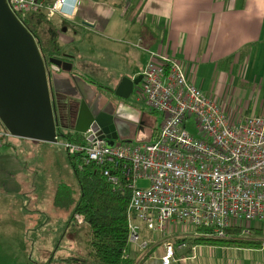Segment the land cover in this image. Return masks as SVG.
Segmentation results:
<instances>
[{"label": "built area", "instance_id": "2783aa9c", "mask_svg": "<svg viewBox=\"0 0 264 264\" xmlns=\"http://www.w3.org/2000/svg\"><path fill=\"white\" fill-rule=\"evenodd\" d=\"M20 17L43 13L72 20L79 0H6ZM134 100L161 116L153 140L116 142L91 131L63 144L65 152L94 166L117 193H128V252L147 253L150 234L169 224L190 226L192 237L229 239L227 230L264 221V117L231 121L220 105L186 77L182 65L164 52H148ZM194 125L199 136L190 134ZM11 137L0 131V146ZM147 182L146 187L138 183ZM81 225L83 217L76 215ZM246 227V228H245ZM185 229V228H184ZM202 230L203 232H196ZM177 236L166 241L160 264L179 262L188 248Z\"/></svg>", "mask_w": 264, "mask_h": 264}, {"label": "crops", "instance_id": "0c3cea01", "mask_svg": "<svg viewBox=\"0 0 264 264\" xmlns=\"http://www.w3.org/2000/svg\"><path fill=\"white\" fill-rule=\"evenodd\" d=\"M126 2L127 9H133L135 16L128 23L130 27L131 23L140 27L142 36L136 34L135 43H129L132 36L126 34L121 41L124 46L118 51L107 49L109 53L120 55L130 50V47L137 48L139 44L142 47L138 50L142 51L146 62L148 52H164L182 65L192 84L213 97L218 104L219 101L224 104L221 98L223 94H231L232 105L237 96L245 101L247 113L264 117V0ZM117 11L109 0H79L73 19L65 21L71 29H62V32L68 31V34L71 32L80 38L89 34L96 36L99 32L113 33L109 21L118 14ZM91 69L84 75L91 79L97 78V71ZM141 74L142 71H132L127 76L133 78ZM113 86H116V82ZM224 109L229 118L236 119L234 113ZM152 132L147 140H151ZM9 143L10 147L0 146V209L6 201L11 204L12 199L18 200L23 196L19 179L25 174L24 161L13 153L17 152L18 140ZM3 209L6 207L3 206ZM256 229L262 230L264 235V225ZM249 238L261 241L262 247L240 249L196 246L193 253L198 259L197 264H264V238L253 236L252 233ZM177 255H180L178 263L182 261V264H188L189 260L195 258H181L184 255L181 253Z\"/></svg>", "mask_w": 264, "mask_h": 264}, {"label": "rangeland", "instance_id": "374dc122", "mask_svg": "<svg viewBox=\"0 0 264 264\" xmlns=\"http://www.w3.org/2000/svg\"><path fill=\"white\" fill-rule=\"evenodd\" d=\"M122 1V7L116 8L118 14L116 13L109 21V28H113V33L99 32L96 36L89 34L86 35L87 37L80 38L74 33L62 32V26L66 23L60 18L51 19L57 26L61 52L68 53L73 57L71 59L73 72L84 75L87 70L92 68L98 74L97 78L92 80L99 85L108 84L110 81L115 83L118 77L128 75L129 72L131 74L132 71L143 72L147 63L142 51L138 50L142 47L139 44L137 48L129 46L130 50L120 55L108 52L109 50L118 51L119 48H122L124 46L121 44L122 38L128 33L129 36H132L129 43H135L136 34L142 36V30L135 23H131L130 27L128 22L135 18L134 11L127 9V0ZM109 2L113 3L114 6L121 3L120 0H109ZM120 13L123 14V18L119 16ZM137 17L136 15V19ZM66 26L68 30L71 29L70 25L67 24ZM115 40L119 42H115ZM143 45L145 46L144 42ZM140 86L141 84L136 90ZM207 96L215 100L210 95ZM221 98L224 104L218 101L223 111L225 107L236 117V119L228 117L231 121H240L241 117L246 116H257L247 113L245 101L240 100L237 96L234 98L233 105L231 104V94H223ZM133 103L151 120V127L144 132L142 139L135 138L131 144L137 143L138 140L148 141L150 132L158 131L161 123L159 114L151 113L142 103H138L134 99ZM194 125L189 124L188 131L192 135L199 136ZM12 139L18 140L19 146L17 152L11 151L15 157L20 156L24 161L25 174L19 179L23 187V196L18 200L12 199L11 204L6 201L3 205L6 209H3L1 205L0 264H95L88 255L91 241L88 231L79 232L78 237H75L76 234L70 231L73 224L68 223L80 192L63 148V144L67 141L61 137L55 144ZM78 139L81 140V137ZM147 185V182L144 181L138 183L140 187ZM263 225L264 221L261 223L254 221L248 224V229L251 227L250 231H253V229L263 227ZM184 228L181 225L169 224L165 228L164 234L148 235L150 250L143 254L131 249L130 257L136 256L140 261L148 256L144 264H160L164 252L163 244L166 241H173L177 236L192 237L193 229L188 225ZM240 236L243 239H251L249 238L250 234L245 236L241 233ZM258 237L264 238V235ZM195 249L196 247L193 248L192 253ZM177 256L179 258L180 255ZM192 256H195V253ZM197 262L198 259L195 256L193 260L188 261V264H197ZM174 264H182V261Z\"/></svg>", "mask_w": 264, "mask_h": 264}, {"label": "water", "instance_id": "95a60500", "mask_svg": "<svg viewBox=\"0 0 264 264\" xmlns=\"http://www.w3.org/2000/svg\"><path fill=\"white\" fill-rule=\"evenodd\" d=\"M52 62L61 64L55 60ZM63 69L69 71L72 65L64 63ZM141 79L142 75L135 79L123 77L113 89V95L127 100ZM73 82L75 87L71 89L77 90L85 99L82 86L88 87L86 83L79 77H74ZM54 91L68 94L58 89L55 83ZM121 106L126 108L120 105L114 118H107L99 110H93V106L84 110L82 105L72 131L82 135L89 130L92 134L88 141L100 137L113 146L118 138L116 121H130L118 114ZM0 123L12 138L49 144L57 142V120L45 62L33 36L10 10L6 0H0Z\"/></svg>", "mask_w": 264, "mask_h": 264}, {"label": "trees", "instance_id": "16d2710c", "mask_svg": "<svg viewBox=\"0 0 264 264\" xmlns=\"http://www.w3.org/2000/svg\"><path fill=\"white\" fill-rule=\"evenodd\" d=\"M120 2V5L115 6L118 9L122 7L123 1L120 0ZM20 19L24 27L33 36L44 61L48 57L60 54L58 30L52 20L47 19L43 13L29 14L20 17ZM61 20L63 22L66 21ZM66 25L67 23L62 26V29L66 28ZM114 88L115 86H113ZM0 127L2 131L7 132L1 123ZM157 132L155 130L152 132L151 140L156 137ZM59 137L69 142H82L78 139L81 136L73 131L65 133L58 131L57 140H59ZM13 140L11 137L5 139L2 147H10L11 144L9 142H13ZM66 157L76 177L80 192L68 221L70 225L73 224L70 231L76 234L75 237H78L77 234L79 232L88 231L91 236L88 255L95 264H144L148 256L138 261L136 256L130 257L128 252L126 220L128 193L121 194L113 191L94 166L84 165L67 153ZM76 215L83 217L81 225L75 223L74 218ZM250 230L248 228L245 229V231L252 233L253 236H263L261 230ZM199 231L203 232L202 230H196V232ZM242 232L243 228L237 226L227 230V234L231 237L229 239L183 238L182 240L187 243L188 248L182 258L191 255L193 248L196 246L240 249H260L262 247V242L259 240L243 239L240 236Z\"/></svg>", "mask_w": 264, "mask_h": 264}, {"label": "flooded vegetation", "instance_id": "af4514ba", "mask_svg": "<svg viewBox=\"0 0 264 264\" xmlns=\"http://www.w3.org/2000/svg\"><path fill=\"white\" fill-rule=\"evenodd\" d=\"M87 26L90 25L88 24ZM72 58V55L65 52H60L59 55L48 57L46 61H44L49 92L51 95L54 114L57 120V130L62 133L71 132L82 105L84 110H87V106H93V110H95L96 112L97 110H99V112L105 114L107 118H114L113 115L118 110L117 108L120 105H125L126 108L121 106L118 114L123 116L124 119L130 121H116L118 138L115 143L131 142L135 138H138L139 140L142 139L144 132H146L147 129L151 127V120L133 103V97L136 92L135 90L140 83L133 88V92L127 100L116 98L113 95L114 82L111 83L110 81L108 84L99 85L89 76L81 75L79 72H73V65L71 70H64L63 64L71 62ZM54 60L60 62L61 64L53 63L52 61ZM74 77H79L81 81L83 83H86V85L88 86H82L83 96L85 99L80 96L77 90L71 89L75 87V84L73 82ZM123 77L128 76L121 75L116 81V86ZM137 77L138 76L128 78L135 79ZM54 83L57 85L58 89L65 91L68 94L55 92ZM68 83L71 87H69ZM110 135L111 137L114 136V134ZM106 141L108 142V140Z\"/></svg>", "mask_w": 264, "mask_h": 264}]
</instances>
